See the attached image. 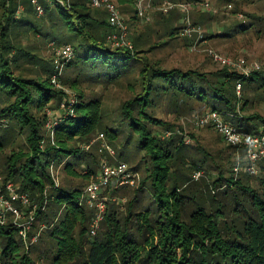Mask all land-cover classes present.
<instances>
[{"label":"trees","instance_id":"16d2710c","mask_svg":"<svg viewBox=\"0 0 264 264\" xmlns=\"http://www.w3.org/2000/svg\"><path fill=\"white\" fill-rule=\"evenodd\" d=\"M125 1L117 0L126 15ZM226 1L234 4L233 14L239 12L245 19L222 26L217 35L207 28L204 38L243 37L249 31L260 35L264 19L242 9L253 0ZM49 3L41 16L31 5L32 14L42 19L36 25H28L26 9L16 15L18 0H0V121L7 124L0 128L1 184L12 182L20 193L28 195L38 207V222L43 224L35 242L26 249L8 218L0 227V264H264V160L256 164L260 177L244 170L247 164L242 156L235 172V149L229 147L234 150L227 160L232 167L227 171L229 175L216 167L218 173L210 185L204 182L203 188L196 189L198 180L193 175L203 169L209 154L202 151L199 161H187L182 155L183 137L170 132L175 123L159 119L155 112L164 103L174 114L184 110L201 114L217 111L241 121H253L247 129L255 123L264 127V117L242 115L254 103L248 93L264 86V71L260 72V68L248 78H241L222 66L211 72L163 66L161 59L153 55L174 47L183 37L182 26L176 21L181 16L177 8L167 14L158 11L152 22H142L131 6L132 25L127 27L128 31L131 29L134 51L129 52L109 46L106 37L112 29L107 19L93 11L89 0ZM43 15L45 23H41ZM210 18L207 15L203 22L195 18L193 25L209 24ZM136 20L146 27H135ZM46 29L52 32L51 36L60 32L62 37L77 42L74 48L69 43L50 40L55 48L65 44L73 48V59L64 67L74 74L60 77L61 85L76 97L73 116L59 109L66 94L49 81L53 60L37 57L18 39L20 34H38ZM186 38L182 40L189 43L190 38ZM35 63L40 65L39 72L33 71ZM237 80L242 87L239 114L234 91ZM244 81L248 83L245 90ZM85 83L103 84L104 88L124 86L128 97L117 106V125L104 123L101 95L86 93L82 86ZM46 110H51L53 117L57 113L64 117L55 127L52 141L46 136ZM8 128L13 135L2 132ZM157 128L163 135L157 133ZM165 132L171 135L163 137ZM21 134L23 148L4 153L5 147L14 144ZM98 134L110 142L123 135L124 144L117 159H131V155H126L128 145L133 155L142 153L144 166L140 187L133 190L134 196L127 199L124 211L109 199L98 230L89 240L95 210L79 202L89 175L99 171L106 153L99 152L97 146L87 152L81 147ZM140 163L128 169L136 171ZM50 164L63 172L57 186L49 172ZM251 177H255L254 184ZM74 179L86 183H75ZM209 187L220 191L218 196ZM144 188H148V195H143ZM117 190L108 186L102 193L113 196ZM44 202L45 209L40 211ZM36 249V258L42 257L45 263L30 257Z\"/></svg>","mask_w":264,"mask_h":264},{"label":"rangeland","instance_id":"374dc122","mask_svg":"<svg viewBox=\"0 0 264 264\" xmlns=\"http://www.w3.org/2000/svg\"><path fill=\"white\" fill-rule=\"evenodd\" d=\"M38 3L42 6L43 9H45V5H49V0H43L39 1ZM111 2L116 6L120 14L125 19L126 24L132 25L130 23V18L133 15V3L131 0H126L127 2V8L126 5H123L124 8L128 11L125 15L124 12H122V8L119 7L117 0H111ZM164 2H168L165 0H152L151 1V7L148 9V16L150 18V22L155 18L157 15V7L163 4ZM182 3L190 4L191 8L188 13L189 21L193 25V19H202V22L205 20L207 15H210L212 18H210V23H205L204 26L201 25H195L196 27L200 28V31L202 32V36L205 35L207 28H210V31L214 35H217L218 31L221 30L222 26H228L233 24L235 21L243 20L245 19L244 16H242L239 12L237 14H233L234 10V4L228 5L226 0H181ZM207 2L209 7L208 10H205L202 7V3ZM160 4V5H158ZM22 5L24 6V9L27 10V23L28 25H36L39 23V21L42 18H38L32 14V8L30 0H25L22 2ZM131 7V8H130ZM245 12L252 13L255 16H258L262 19H264V0H253V2L249 5H245L242 8ZM25 10V11H26ZM135 10V9H134ZM94 12L98 13L101 19H104L106 21L107 14L104 8H98L93 10ZM176 11H179L181 16L178 17L177 24L180 26H185L184 18L185 13L179 9H176ZM174 14V13H173ZM43 20L41 23H45L44 21V15L42 16ZM255 22V21H254ZM135 27L143 29L145 28L146 24H143L140 20H136L134 23ZM264 25V23H263ZM46 26V24L44 25ZM194 26V25H193ZM131 31V29L129 30ZM128 31V39L131 41L132 38ZM52 32L48 29L39 32L38 34H33L28 32L26 35L20 34L18 36L19 42L23 47L26 49H32V52L36 54L37 57H41L44 60H53L52 56V50L49 48V44L51 43V39L53 38L56 42H60V44L66 42L71 44L74 48L77 46V42L71 38H65L62 37L60 32H57L51 36ZM182 38L179 40L177 45L171 48H167L164 52H160L157 54H154L153 57L156 59H161V63L165 67H179L182 69H198L200 71L205 72H211L215 71L221 68V66L215 62H213L206 54L207 49L214 50L215 52L219 53L220 55L230 58V59H237L242 58L246 61V63H257L260 66V72L264 71V27L260 33V35L253 34L251 31H249L245 36H236L234 38L224 39L220 37H212L210 39H205V42L199 41L197 39V34L191 33L189 37L185 36L182 32ZM190 38V42L187 43L186 41H183L182 39H185V37ZM186 38V39H187ZM52 56V57H51ZM66 66V64H65ZM24 68L28 69L29 65H24ZM33 71H40V65L37 63L34 64ZM54 72V68H53ZM74 73L70 71H66L65 67L62 70L61 76L64 75L67 77H71ZM258 81L257 83H259ZM260 85V84H258ZM86 93L93 92L96 96L101 95V100L103 101V110L106 115L104 118V123L110 127H113L114 125L118 124V112H117V106L118 104L126 99L128 97V92L124 88V86L119 85H108L105 88L103 87V84H94V85H88L87 83L82 85ZM243 90H245L248 87V83L246 81L242 84ZM256 87V86H255ZM71 92L72 90H69ZM242 94V90H241ZM249 100L254 102L251 107H247L242 115L249 116L251 114H258L259 116L264 117V86L252 90V92L248 93ZM241 102V99H240ZM240 107V106H239ZM48 108V107H47ZM52 112L51 110H47ZM156 116L159 119H162L163 121L175 123V127L171 129V133H173V136H182L183 137V144L184 148L182 150V155H184V158L189 161L192 160L193 162H197L202 158V151L206 152L208 155L206 159V163L203 167V169L199 172V176L197 179H195L194 175L193 178L195 180H198V184L196 186V189H201L204 187V182L210 185L211 180H213L216 177V174L218 173L216 167H219L223 173L227 176L229 175L227 171L232 170L231 163L227 162V160L231 157V152L234 150L228 149L229 147L224 142V140L221 138V136L213 129L211 128H196L193 126L191 120L193 114L199 115L201 113L199 112H193L189 113L188 111L184 110L183 112L179 111V114H174L173 110L165 106L164 103H160L158 107L156 108ZM202 113H204L202 111ZM242 113V112H241ZM241 115V114H240ZM176 118V119H175ZM224 120L228 121L233 127L236 129H241L242 131L251 133V134H257L258 130L261 128L260 123H255V125L251 128L247 129L248 124H253V121H241L240 118L234 117L232 115L225 116ZM252 122V123H251ZM6 121H0V128L6 127ZM179 125V127H178ZM1 130V129H0ZM12 129L8 128L2 132L7 133L8 135H13ZM157 133H161L163 135V131H161L159 128L156 129ZM175 134V135H174ZM99 135V134H98ZM96 135L94 138H92L91 141L95 140ZM164 137V136H163ZM23 138L24 135L21 134L20 136H16L14 144L11 146H6L4 149V153H8L10 150H17L20 148H23ZM106 145L114 152L113 157H109L106 154L104 157L107 159L108 164H115L117 161L124 162L128 167H133L136 163H140V168L136 171H131L132 173L136 174L135 178V185L132 187H124L121 189V187L117 188L118 190L113 196L106 195L108 199H113L116 201L117 204L116 207L119 208L120 211H124V204L126 203L127 199H130L134 196L133 190H137L140 186V181L142 178V170L144 164L142 163V153L133 155L132 150L130 146L127 145L126 149V155H131V159L128 160H119L117 159V153L120 151L122 144H124V136L119 135L117 140L115 141H108L104 137ZM189 141L186 143V141ZM99 143L95 142L91 147L97 146L99 148ZM89 149V150H90ZM236 153V151H234ZM210 158V159H209ZM59 159L55 163L58 162ZM98 173V171H97ZM258 174V173H257ZM1 175V171H0ZM261 174H258L257 177H260ZM2 177V175H1ZM63 177V172L59 170V176L58 181H61ZM256 177V178H257ZM253 179L255 177H251V181L253 182ZM74 182L81 183L82 185H85L86 182L78 179H74ZM113 186V185H112ZM113 188H115L113 186ZM211 191L213 188L209 187ZM215 191V190H213ZM143 195H148V188L143 189ZM218 193L220 191H215V195L218 196ZM142 195V196H143ZM141 196V197H142ZM222 201V197H217ZM59 214V213H58ZM43 224L38 222L37 218H35V221L32 223V227L29 231V234L31 237L37 236L41 233L43 230L42 227ZM32 232V234H31ZM39 232V234H38ZM29 236V239L31 238ZM89 240H92L94 236H88ZM30 249V248H28ZM21 251V250H20ZM19 251V253H20ZM37 253L39 254L38 250L31 251L30 257L39 263H45V261L40 258H36Z\"/></svg>","mask_w":264,"mask_h":264},{"label":"built area","instance_id":"2783aa9c","mask_svg":"<svg viewBox=\"0 0 264 264\" xmlns=\"http://www.w3.org/2000/svg\"><path fill=\"white\" fill-rule=\"evenodd\" d=\"M22 1L18 0L19 4L16 9V15L24 10ZM135 9L136 16L142 22L150 20L148 16V9L151 7L152 0H131ZM31 5L37 16L43 14V8L37 0H30ZM61 5L64 3L58 1ZM91 8L98 9L104 8L107 13V23L112 31L107 35L106 40L109 46L113 49H124L129 52L134 51L132 42L128 39V27L125 19L120 14L116 6L111 0H89ZM190 4L187 3H172L164 2L157 7V11L162 14H167L170 10L177 8L185 13V26L182 32L185 36L189 37L191 33L197 34V39L205 42L204 36L199 27L193 26L188 17L190 11ZM202 7L208 10V3H202ZM52 50L54 59V72L49 77L50 83L54 88L62 90L66 94V99L60 104L59 109L64 110L66 115L73 116L72 106L76 102V97L72 92L65 89L60 82V77L65 64L73 59V48L69 44L62 45L55 48L53 44H49ZM207 56L215 63L222 67H226L230 71L236 72L241 78H248L253 72L258 71L260 66L257 63L248 65L242 58L230 59L226 58L214 50L207 49ZM241 83L237 80L235 83V96L237 98L236 111L239 114V106L241 99ZM65 103H68L67 105ZM53 112L46 110L47 120L45 123L46 136L53 140L55 127L63 121V116L57 113L55 117L52 116ZM226 115V114H225ZM225 115L217 111H207L192 117V124L196 128L211 127L215 130L228 147L235 149L237 166L234 171L239 170V163L241 156L246 162L244 170L250 175L257 174L256 164L264 160V127H261L257 134H251L233 127L228 121L224 120ZM227 116V115H226ZM240 117V116H239ZM170 132H165L164 137L170 136ZM99 143V152L106 153L109 157L114 156V152L106 145L103 134H99L95 140L90 141L88 144L83 145L81 150L87 152L90 147L95 143ZM189 142L188 140L186 143ZM43 142H41L42 144ZM50 175L58 185L59 167L54 164L49 166ZM199 173H195L194 177L197 179ZM136 174L132 173L124 162H116L111 165L107 163V159L102 157L100 160V168L98 173L90 174L88 184L84 187L80 197V205H85L88 208L95 210V217L90 225V236H94L98 230L99 224L105 213L108 198L102 193L103 189L108 186L119 187H132L135 185ZM46 203L39 209L43 211ZM38 207L34 204L28 195L20 193L12 182L1 184L0 175V227H3L8 218H10L13 227L16 229L18 236L24 243L26 249L29 244L35 242L37 236L29 239V231L32 223L35 221Z\"/></svg>","mask_w":264,"mask_h":264}]
</instances>
